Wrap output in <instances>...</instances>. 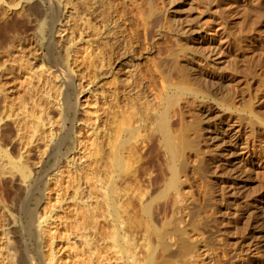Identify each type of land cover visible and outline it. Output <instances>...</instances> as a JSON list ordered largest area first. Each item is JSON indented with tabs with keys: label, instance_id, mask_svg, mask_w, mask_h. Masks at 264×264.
I'll use <instances>...</instances> for the list:
<instances>
[{
	"label": "rangeland",
	"instance_id": "rangeland-1",
	"mask_svg": "<svg viewBox=\"0 0 264 264\" xmlns=\"http://www.w3.org/2000/svg\"><path fill=\"white\" fill-rule=\"evenodd\" d=\"M87 1L62 0L58 20L72 38L52 56L49 24L16 12L0 22V116L11 124L1 160L25 169L1 173L0 264H30L16 258L21 229L38 264H75L73 248L91 250L88 264L128 261L130 242L146 255L150 224L170 213L164 130L150 132L151 112L179 144L198 264H264V0ZM129 122L137 173L109 179ZM107 188L122 204L117 216L103 204Z\"/></svg>",
	"mask_w": 264,
	"mask_h": 264
},
{
	"label": "bare ground",
	"instance_id": "bare-ground-1",
	"mask_svg": "<svg viewBox=\"0 0 264 264\" xmlns=\"http://www.w3.org/2000/svg\"><path fill=\"white\" fill-rule=\"evenodd\" d=\"M3 0H0V2ZM262 2V1H261ZM69 0H65V4H68ZM264 3V1H263ZM80 6L88 7L89 2L87 0H81L79 2ZM8 5V4H7ZM7 5H0V22L2 20H6L11 13H19L22 17H24L27 22L31 17H34L40 23V29H46V27L51 26V32L48 36L51 46L49 48V55L52 56L54 51L57 48H61V46L67 42H69L72 38L71 35H65L63 32L65 29V23L61 24L60 20H58L61 15L62 8V0H23L20 2L19 6L12 10ZM229 4L224 3V7L226 11L228 10ZM72 12V11H71ZM262 15L261 13L259 14ZM9 17L7 19H11ZM5 27L4 24L0 23V29ZM7 27V26H6ZM203 31V28L200 26L199 30ZM193 33L198 34V26L192 29ZM1 33V32H0ZM2 42V37L0 36V44ZM218 46V45H217ZM217 46H214L217 48ZM67 86H72L73 82H75L72 76H67L64 79ZM85 95H80L77 99V103H84V105L89 101V97L83 99ZM149 122L150 132L159 131L162 128L164 137L163 141L165 143V160L168 168V173L164 178V185L162 191L168 195V211H170L169 216L161 223V226H155L150 224V228L147 231L145 236V251L146 255L144 257L136 255L131 250V242L127 246V251L129 252V260H122V256L114 258V262L111 261V264H198V256L201 254V244L198 238V228L196 225L187 222L188 215L190 214V206L195 200V196L192 188H188L190 185L189 178L187 175H183L179 171V163L177 160L179 153V144L177 140L173 137V135L167 130L166 126V118L157 114L155 116L154 112H151L147 115L146 118ZM125 131L127 132V136L121 138L119 144L117 142L116 155L113 158V166L112 170L109 169L107 171V175L109 179H113L119 176V178H124L126 174L136 175L137 168L133 169L131 166L130 152L128 149L133 145V136L135 135V129L133 123L129 122ZM11 134V124L8 120H4L2 116H0V179L1 181H7L8 178L3 176L1 173L4 172L8 168L17 169L19 171L24 172L25 169L21 163L17 161H13L10 158L11 166H9V162H4L1 160V156H8L7 147L10 144L9 136ZM128 151V152H127ZM243 152H247V150H243ZM114 155V154H113ZM145 175L149 178L150 181L153 180V172L146 169ZM136 177V176H135ZM192 187V186H191ZM120 188L119 185H115V191ZM102 194L103 204L107 206V214L108 215H118L119 209L122 204L118 198H112L109 188L104 189ZM149 189L146 187L144 192L140 195V202L145 206L147 204L149 197ZM115 210V213L111 209ZM80 228H85L80 225ZM25 231L21 229V245L22 254L16 253V258L18 262H21L23 258L30 264H38V261L29 246L26 237L24 235ZM83 237L87 246L91 243L84 236L85 232H82ZM112 247H114L116 253L120 252L118 249V241L119 236L114 233L112 236ZM73 251V256L75 257V264H88L89 257H93V253L89 250V256L85 255L84 252H78L76 249ZM166 251H170L171 254H166ZM113 259V258H111ZM77 260V261H76ZM109 261V258H105L102 261V264H105Z\"/></svg>",
	"mask_w": 264,
	"mask_h": 264
}]
</instances>
